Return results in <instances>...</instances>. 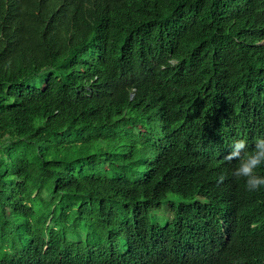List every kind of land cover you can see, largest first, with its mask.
Returning a JSON list of instances; mask_svg holds the SVG:
<instances>
[{"label":"trees","instance_id":"trees-1","mask_svg":"<svg viewBox=\"0 0 264 264\" xmlns=\"http://www.w3.org/2000/svg\"><path fill=\"white\" fill-rule=\"evenodd\" d=\"M233 126L264 0H0V264H264V189L206 159Z\"/></svg>","mask_w":264,"mask_h":264},{"label":"clouds","instance_id":"clouds-1","mask_svg":"<svg viewBox=\"0 0 264 264\" xmlns=\"http://www.w3.org/2000/svg\"><path fill=\"white\" fill-rule=\"evenodd\" d=\"M260 114V111H258ZM251 140H246L243 135H239L236 126L231 127L227 134L218 142L213 143L216 156L209 155L207 160L219 159V164L224 166H236L232 169V176L243 178L247 191L254 192L264 189V175H260L258 170L264 168V135H254ZM200 132L194 136L192 147L189 153H196L200 145ZM224 177L221 176L220 180ZM239 244V237L232 231L224 238L222 246V259L232 256ZM198 250L188 251L182 260H190L197 257Z\"/></svg>","mask_w":264,"mask_h":264},{"label":"rangeland","instance_id":"rangeland-1","mask_svg":"<svg viewBox=\"0 0 264 264\" xmlns=\"http://www.w3.org/2000/svg\"><path fill=\"white\" fill-rule=\"evenodd\" d=\"M158 213H159V214H162V215H164V216H166V217L169 216L166 210H161V211H159ZM159 220H160L161 223H164L163 217L159 216Z\"/></svg>","mask_w":264,"mask_h":264}]
</instances>
